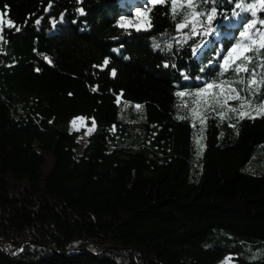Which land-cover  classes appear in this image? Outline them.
Segmentation results:
<instances>
[{
	"label": "trees",
	"instance_id": "16d2710c",
	"mask_svg": "<svg viewBox=\"0 0 264 264\" xmlns=\"http://www.w3.org/2000/svg\"><path fill=\"white\" fill-rule=\"evenodd\" d=\"M237 2L217 0L204 35L203 16L176 32L170 4L138 31L118 0H0V264H264V85L219 66ZM247 55L259 81L264 49ZM214 80L255 118L231 99L197 121Z\"/></svg>",
	"mask_w": 264,
	"mask_h": 264
},
{
	"label": "snow or ice",
	"instance_id": "6c2138e0",
	"mask_svg": "<svg viewBox=\"0 0 264 264\" xmlns=\"http://www.w3.org/2000/svg\"><path fill=\"white\" fill-rule=\"evenodd\" d=\"M147 3L152 6L158 4H170L173 19H175L177 15H181V11H183L182 22L176 24V28L178 30L190 28V33L196 34L197 26H203L201 20L199 19L201 16H203L208 23V27L203 34L208 35L213 31L211 22L217 17V8L215 6L217 0H147ZM201 4H212L213 6L207 12H204L203 10L198 11L197 9ZM235 8L240 9L241 12L250 13L252 18L247 19L245 17H241V19L245 21L242 24L243 30L239 32V39L236 40V43L227 48L226 54L222 55L223 63H220L219 65L221 68V76L229 71L235 73H240L241 71L250 72L251 78L247 81V83L253 90L251 94L254 95L255 88L259 87L260 85H264V77H262L259 81L255 79V69H252L250 71L247 67V65L253 61V56L247 55V53L251 52L255 56H259L260 50L264 49V18L258 16L257 13V9H259L261 12H264V0H251V2H249V0H239V2L235 4ZM149 12H151V8L145 7L143 9H138L136 15L145 17L147 27L150 28L151 22L150 18L147 15ZM239 15V12H233V16ZM36 23H39V21L37 20ZM130 23L131 20H129L128 18L121 17L122 27ZM257 24H259L260 27H257ZM137 30L139 31L140 29L137 28ZM17 31H19V28H17ZM158 46L159 45H157V47ZM171 46V44L168 45L169 48H171ZM195 51L196 49L193 48V52ZM237 61H240V63H237ZM103 63L104 65H107L108 60L105 59ZM259 66L261 68H264V58L261 59V63L259 64ZM112 75H116L115 70H112ZM240 82L243 83L244 81L241 80ZM213 89H218L219 91H213ZM233 93L234 95H232ZM177 95L183 96L185 94L183 92H178ZM193 95L195 96V99L193 100L194 104L200 103L208 107H211L213 105H215L216 107H222L223 105L221 104L220 100V97L222 96L226 97L223 101L224 104L227 103L228 99L240 100L241 103L239 107L241 109H243L246 105L251 106L252 103L250 96L241 97L239 92H237V89L232 87V82L227 80H220L219 82L215 80L211 81L205 84L204 87L199 88ZM117 100L119 102V97H117ZM142 107V105H136V108L138 110ZM261 109H264V97L261 98V102L257 105V115L260 114ZM213 110H215V108H213ZM230 110L233 112L238 111L237 108H231ZM192 111L193 113H195L196 108H193ZM245 115H247L248 118H255L251 116L250 113L239 111L240 118H243ZM75 122V120L72 121L73 124H75ZM93 124H95L94 120ZM197 143L199 144V141H197Z\"/></svg>",
	"mask_w": 264,
	"mask_h": 264
},
{
	"label": "rangeland",
	"instance_id": "374dc122",
	"mask_svg": "<svg viewBox=\"0 0 264 264\" xmlns=\"http://www.w3.org/2000/svg\"><path fill=\"white\" fill-rule=\"evenodd\" d=\"M118 2L124 6V9H123L124 12L118 18V24L120 26H121V17H125V18H128L129 20H131V23L123 26V28H132V29L139 28V29H142V28H145L147 26V24L145 22V17L136 15L138 9H143L145 7L152 6V5L147 3V0H118ZM241 17H245L247 19L252 18L247 12H241L239 16H234L231 20H229L228 24L230 26L241 27V29L243 30L242 24L245 21L242 20ZM0 22H1V17H0ZM224 32L230 33V30H227ZM213 91H219V90L213 89ZM194 98H195V96H194ZM225 98L226 97H223L222 99H220L222 103H223ZM229 100H231V99H228L226 104L223 103L225 105V107H227V108H231V105L229 104ZM204 107L205 106L203 104H200V103L193 104V107L191 108V113L197 121L201 120V110ZM193 108H196L195 113H193V111H192ZM239 111L247 112L250 110L243 108V109H239L237 111V113H239ZM80 118H82V119H80ZM73 120L76 121L75 124L72 123ZM93 126H94L93 121L91 119H86L82 116H75V117L71 118L69 121L70 129L76 130V131H81L83 133V135L89 134L93 130ZM232 257H233L232 255L226 254L222 258H220L218 261H216L214 264H235V261L232 259Z\"/></svg>",
	"mask_w": 264,
	"mask_h": 264
},
{
	"label": "water",
	"instance_id": "95a60500",
	"mask_svg": "<svg viewBox=\"0 0 264 264\" xmlns=\"http://www.w3.org/2000/svg\"><path fill=\"white\" fill-rule=\"evenodd\" d=\"M176 24H177V23H176ZM183 30H184V29H179V30H178V29L176 28V25H175V31H176V32H181V31H183Z\"/></svg>",
	"mask_w": 264,
	"mask_h": 264
}]
</instances>
